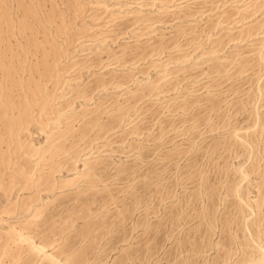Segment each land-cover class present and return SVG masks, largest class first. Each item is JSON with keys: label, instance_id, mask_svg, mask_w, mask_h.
Segmentation results:
<instances>
[{"label": "rangeland", "instance_id": "1", "mask_svg": "<svg viewBox=\"0 0 264 264\" xmlns=\"http://www.w3.org/2000/svg\"><path fill=\"white\" fill-rule=\"evenodd\" d=\"M261 241L264 0H0V264Z\"/></svg>", "mask_w": 264, "mask_h": 264}, {"label": "bare ground", "instance_id": "2", "mask_svg": "<svg viewBox=\"0 0 264 264\" xmlns=\"http://www.w3.org/2000/svg\"><path fill=\"white\" fill-rule=\"evenodd\" d=\"M244 174H247L246 172ZM38 251H44L42 246H36ZM258 252L253 257H248L245 264H264V242H259L257 244Z\"/></svg>", "mask_w": 264, "mask_h": 264}]
</instances>
